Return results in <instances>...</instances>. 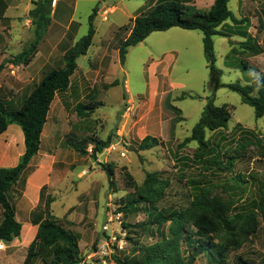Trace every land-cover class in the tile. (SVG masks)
<instances>
[{
	"label": "rangeland",
	"instance_id": "obj_1",
	"mask_svg": "<svg viewBox=\"0 0 264 264\" xmlns=\"http://www.w3.org/2000/svg\"><path fill=\"white\" fill-rule=\"evenodd\" d=\"M63 2L68 6L71 0ZM156 2L77 0L73 20L81 25L79 37L76 40L74 28L62 36L53 59L55 68H64V52L87 35L93 11L98 8L99 12L103 6L113 9H104L95 19L93 44L87 56L79 58V72L72 76L68 94L73 99L64 93L55 99L50 125L58 131L57 141L49 146L47 142L43 148V153L51 148L52 156L44 163L37 158L9 193L23 229L11 243H0V264H25L38 224L46 219L49 197L54 199L51 210L57 222L79 236L80 254L86 263L117 264L116 258L131 256L140 259L142 249L155 243L156 238L145 226L149 222L145 207L135 203L130 208L128 204L138 196L134 185L143 186L147 174L155 172L170 182L165 188L155 186L161 195L156 204L159 210L182 211L192 219L211 218L201 202L216 205L229 221L219 237L229 243L230 264L238 257L264 264V117L257 118L254 108L227 87L250 83L252 74L243 70L242 61L255 69L253 74L264 73V0H230L229 8L238 21L229 20L219 27L226 36H213L216 68L220 71L217 88L200 30L154 32L144 42L129 47L121 63L120 45L131 33L128 15L140 14ZM115 7L118 11L113 14ZM71 16L66 13L63 20ZM246 40L260 51L242 49L240 42ZM154 62L161 63L157 70L152 68ZM25 97L18 106L17 99L8 106L19 108ZM213 97L215 105L233 107L232 118L226 129L207 131V141L215 151L202 162L195 156L198 143L187 139ZM79 103L93 104L94 112L86 118L78 117ZM69 131L74 135L66 137L68 144L65 135ZM147 136L157 138L159 144L141 150L140 143ZM85 138L109 141V146L94 157V145L90 143L88 154L80 155L70 143ZM228 157L237 158L231 170L226 168ZM215 159L223 164H214ZM40 164L45 166V177L50 181L30 194L42 179L36 177L24 198L28 176ZM107 169H113V180ZM2 219L0 206V223ZM245 221H251V226L243 235L238 229ZM169 225L165 224L166 230ZM104 241L109 243L111 254L101 259L97 252ZM120 241L124 244L122 251L117 247ZM34 264L44 262L37 260Z\"/></svg>",
	"mask_w": 264,
	"mask_h": 264
},
{
	"label": "trees",
	"instance_id": "obj_2",
	"mask_svg": "<svg viewBox=\"0 0 264 264\" xmlns=\"http://www.w3.org/2000/svg\"><path fill=\"white\" fill-rule=\"evenodd\" d=\"M230 0H215L214 5L207 10L200 9L193 4V0H158L151 8L144 10L131 20L128 28L130 35L120 45V60L125 62L129 47L144 42L154 32H165L172 28L183 30H200L203 37L204 53L208 67L212 72V81L217 88L220 71L216 68V55L213 36L223 34L219 27L227 21L237 23L234 13L229 8ZM53 0H37L36 8L30 12L35 25V38L24 51L15 56L10 62L15 65H27L35 55L37 48L44 38L51 24ZM98 15L96 8L89 17V30L86 36L78 40L64 55L65 66L49 72L39 83L35 84L31 93L25 98L19 108L8 106L0 100V135L10 125L21 127L25 136L26 151L21 157L20 164L13 168H0V205L3 208V219L0 223V243H11L20 237L22 223L18 221L16 209L9 199V193L20 181L24 170L32 159L38 155L41 138L48 120V114L58 92L67 91L71 77L78 69V60L87 55L93 44L96 29L95 19ZM244 50L256 53L260 49L249 45V41L241 42ZM243 70L252 74L250 83H232L227 87L241 96L242 102L254 108L257 118L264 117V73L253 74L254 68L242 61ZM5 63H0V74ZM218 83V84H217ZM116 84V83H115ZM114 84V85H115ZM93 104L79 103L76 107L78 117L86 118L94 112ZM233 107L225 104L215 105V97L211 98L187 141L198 143L195 156L203 162L205 157L213 156L215 149L211 148L206 134L226 129L232 118ZM93 144L94 157L109 146V141L92 138L80 142L70 143V146L80 155L88 154L89 144ZM159 144V140L152 136L145 137L140 143L141 150H150ZM235 157H228L226 168L235 167ZM207 161L205 160L204 163ZM214 164H223L215 159ZM221 168V167H219ZM113 180V169H107ZM162 173H148L143 186L134 185L138 193L137 198L129 202L128 206L142 204L145 207L149 222L145 223L147 231L154 234L156 241L142 249V256H131L123 259L116 258L117 264H230L231 248L219 237L222 228L229 225V221L222 215V211L208 201H202V206L211 215L192 219L191 214L182 211L168 212L159 210L156 204L161 199L160 191L155 186L165 188L170 184L162 180ZM160 187V188H161ZM54 199L49 197L45 206L46 219L38 224V231L34 241L30 244L25 264H34L42 260L44 264H90L80 254V238L73 231L65 228L52 214L51 204ZM191 220V222H189ZM193 220V221H192ZM169 223L166 230L165 224ZM188 228H186V225ZM231 225V223H230ZM156 226V232L153 228ZM251 221H245L238 231L243 235L250 230ZM229 227V226H228ZM233 264H252L249 260L238 257Z\"/></svg>",
	"mask_w": 264,
	"mask_h": 264
},
{
	"label": "crops",
	"instance_id": "obj_3",
	"mask_svg": "<svg viewBox=\"0 0 264 264\" xmlns=\"http://www.w3.org/2000/svg\"><path fill=\"white\" fill-rule=\"evenodd\" d=\"M36 1L37 0H0V63H5V68L0 74V100L7 104L13 103L17 99L18 102L16 106H18L22 101L20 99L25 96L27 97L31 93L35 84L39 83L44 78L45 73L51 70L53 71L59 69L54 67L53 59L54 55L60 49L58 47L61 43L62 36H64L68 30L74 28L76 40L79 37L78 35L81 25L76 23L77 21L73 20L74 13L76 12L77 0H71L68 6L65 2H63V0H56L54 1L51 14V25L40 42L32 60L27 65H15L11 63L10 61L15 56L20 55L35 38V25L30 17V12L36 8ZM214 3L215 0H193L194 5L204 10L210 9ZM152 6L146 8L145 10L151 8ZM203 6L206 7L204 8ZM107 8L109 7L103 6V8L98 12V15H102L103 10H107ZM109 9L112 10L113 8ZM117 11L118 7H115V12L112 11V13L114 12L113 14H115ZM66 13L72 16L68 18L67 21H64L63 18H65ZM138 15L139 14L128 15V23H131V20L135 19ZM262 26H264V24ZM160 64V62H154L152 66L153 70H157V66L159 67ZM79 68L80 64L73 76L79 72ZM17 71H19L20 74L17 73ZM71 78L69 89L72 86L73 77ZM28 87L29 89H27ZM69 89L64 92H58L55 99L58 97L59 93H64L65 96H68L67 98L73 99V95L71 96V94H68ZM18 95H21L20 98H17ZM55 99L53 104L55 103ZM53 104L48 114V120L42 134L40 151L38 155L32 159L29 166L24 170V173H26L31 166H33V163H35L37 158L41 159V161H39L40 163H44L52 156L49 154L53 151L51 148H48L50 149V152L45 153H43V148L47 142V145L49 146V143L54 141V139L57 141L58 131L57 129L56 131L54 130V124L52 127L50 125ZM61 117H63V114H61ZM57 122L58 120L55 121V123ZM59 122H61V120ZM72 134L73 133L69 131V133L65 135V138ZM66 139L68 142V138ZM25 151V136L21 127L16 124L10 125L8 129L0 135V168H13L18 166ZM44 167V165L40 164L36 168L35 172H32V174L28 176L23 195L24 198L29 194L36 177L41 176L42 179L36 186L34 185L35 188L32 192H30V194H34L35 190L39 188L41 183L50 181V179L46 180L45 170H43Z\"/></svg>",
	"mask_w": 264,
	"mask_h": 264
},
{
	"label": "built area",
	"instance_id": "obj_4",
	"mask_svg": "<svg viewBox=\"0 0 264 264\" xmlns=\"http://www.w3.org/2000/svg\"><path fill=\"white\" fill-rule=\"evenodd\" d=\"M116 240V239H114ZM118 249L120 251L124 250V244L122 241H120L118 243ZM97 254H99V256L101 257V259H104L105 257L110 256V248H109V243L107 241H104V244L101 245V247L99 248V251L97 252ZM95 255V254H94ZM104 263L106 264V262L104 261Z\"/></svg>",
	"mask_w": 264,
	"mask_h": 264
}]
</instances>
